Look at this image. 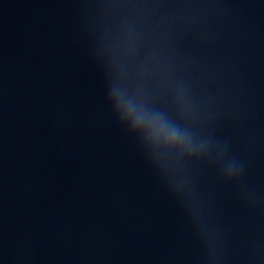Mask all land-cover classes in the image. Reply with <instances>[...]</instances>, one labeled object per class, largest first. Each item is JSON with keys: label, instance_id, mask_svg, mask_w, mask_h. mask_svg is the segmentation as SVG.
I'll list each match as a JSON object with an SVG mask.
<instances>
[{"label": "water", "instance_id": "water-1", "mask_svg": "<svg viewBox=\"0 0 264 264\" xmlns=\"http://www.w3.org/2000/svg\"><path fill=\"white\" fill-rule=\"evenodd\" d=\"M0 264H264V0H0Z\"/></svg>", "mask_w": 264, "mask_h": 264}, {"label": "clouds", "instance_id": "clouds-1", "mask_svg": "<svg viewBox=\"0 0 264 264\" xmlns=\"http://www.w3.org/2000/svg\"><path fill=\"white\" fill-rule=\"evenodd\" d=\"M127 116L132 118V125L133 127H140L143 125L146 121L152 124H156V120L153 118L149 120L144 114L136 112L134 107L132 105H128L126 113ZM160 127H163V125H160ZM178 133L174 130L169 131L168 136L170 140H175L177 138Z\"/></svg>", "mask_w": 264, "mask_h": 264}]
</instances>
